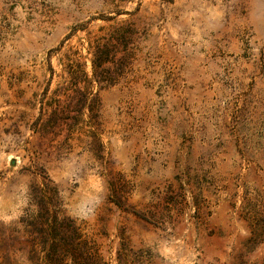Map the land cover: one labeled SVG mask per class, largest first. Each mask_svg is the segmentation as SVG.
<instances>
[{
	"label": "rangeland",
	"instance_id": "obj_1",
	"mask_svg": "<svg viewBox=\"0 0 264 264\" xmlns=\"http://www.w3.org/2000/svg\"><path fill=\"white\" fill-rule=\"evenodd\" d=\"M21 177L0 264H264V0H0V196Z\"/></svg>",
	"mask_w": 264,
	"mask_h": 264
},
{
	"label": "clouds",
	"instance_id": "obj_2",
	"mask_svg": "<svg viewBox=\"0 0 264 264\" xmlns=\"http://www.w3.org/2000/svg\"><path fill=\"white\" fill-rule=\"evenodd\" d=\"M27 179V177H21L11 195L3 193V195L0 196V221L7 223L19 219L22 215H25V208H28L33 213L37 212L36 205H30L29 203L30 196L28 195L29 188L27 186ZM88 187L91 189V194L85 192L79 203H70L66 206L68 216L88 218L92 213V206L96 201V193L101 191L99 179L96 177H90ZM61 195L67 198L68 194L61 193ZM172 251L173 250L170 247H162L161 255L168 256Z\"/></svg>",
	"mask_w": 264,
	"mask_h": 264
},
{
	"label": "trees",
	"instance_id": "obj_3",
	"mask_svg": "<svg viewBox=\"0 0 264 264\" xmlns=\"http://www.w3.org/2000/svg\"><path fill=\"white\" fill-rule=\"evenodd\" d=\"M108 57H109L108 49L102 48L101 50L98 51V53H95L91 58L92 67H95L99 63L104 62L105 60L108 59Z\"/></svg>",
	"mask_w": 264,
	"mask_h": 264
}]
</instances>
